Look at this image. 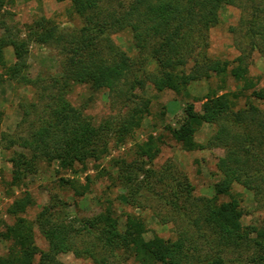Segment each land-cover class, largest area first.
Wrapping results in <instances>:
<instances>
[{
  "label": "trees",
  "instance_id": "obj_1",
  "mask_svg": "<svg viewBox=\"0 0 264 264\" xmlns=\"http://www.w3.org/2000/svg\"><path fill=\"white\" fill-rule=\"evenodd\" d=\"M56 1L71 3L83 21L80 29H64L42 17L27 26L24 39L15 33L0 37V66L6 68V77L20 87L32 89L35 95L24 109V117L35 112L28 130L24 134H3L0 139L6 149H18L12 158L15 186L36 174L42 163H58L62 170L74 171L76 166L98 161L108 153L109 141L115 146L123 144L140 128L148 109L149 102L135 92L146 83L159 92L170 90L187 98L193 84L224 75L242 84L241 95L253 87L245 76L247 69L242 67L248 59L246 52L231 70V63L208 53V35L221 23V8L246 0H131L120 10L105 7L107 0ZM247 1L252 3L246 29L248 47L264 56L263 2ZM4 4L13 5L14 0H0V30L6 28ZM122 31L131 34L138 50L136 57L129 56L112 40V35ZM33 42L59 47L63 56L60 76L30 75L27 59ZM8 47L13 48L16 60L6 67ZM75 85L106 90L113 99L119 96L124 115L96 123L68 101ZM251 95L264 99V90ZM203 124L215 126L207 144L195 141ZM169 131L186 151L214 146L224 149L225 156L217 167L228 201L218 203L217 197L189 201L192 189L186 180L168 170L153 169L163 141L152 138L138 144L133 162L116 160L115 165L127 188L128 204H140V198H158L182 219L174 239L154 235L146 240L148 230L141 217L128 214L122 227L110 208L93 218L73 219L59 196H52L32 223L19 216L32 205L31 198L25 196L7 209L14 222L0 231V240L12 246L7 254L0 255V264H33L37 255L38 264H64L58 256L67 253L95 264H225L223 253L229 250L250 252L248 264H264V217L257 226H244L241 219L245 210L232 194L239 184L254 194L256 203L264 201V112L253 104L233 112L228 95L211 92L206 97L203 116H198L194 104L188 103L178 127ZM60 181L69 185L76 196L89 189L88 184ZM35 226L48 244L46 250H40L35 243Z\"/></svg>",
  "mask_w": 264,
  "mask_h": 264
},
{
  "label": "rangeland",
  "instance_id": "obj_2",
  "mask_svg": "<svg viewBox=\"0 0 264 264\" xmlns=\"http://www.w3.org/2000/svg\"><path fill=\"white\" fill-rule=\"evenodd\" d=\"M130 1L107 0L105 7L120 10L128 6ZM262 2L264 10V0ZM239 4L221 8V23L208 35V53L215 59L231 63L229 69L239 64L237 60L244 52L248 54V59L242 67L247 69L245 76L253 87L246 91L245 95L239 94L242 84H237L230 75L193 84L189 88L188 98L177 96L170 90L159 92L150 83H146L139 86L135 92L149 102L148 109L143 113L140 128L135 130L123 144L115 146L113 142L111 143L112 140L109 141L108 153L98 161L91 160L84 166H76L74 171L62 170L58 163L50 165L42 163L36 174L25 178L24 182L17 186L12 184V158L18 149L8 150L6 144L0 142V231L4 230L6 224L10 225L14 222L7 209L15 200L25 196L31 198L32 205L19 216L35 223L37 215L44 206L50 204L52 196H59L65 202L73 219L93 218L110 208L122 227L128 214L141 217L148 230L144 235L146 240L152 239L154 235L164 239H174L178 230H181L182 219L172 209L165 207L158 198L147 200L140 198V204H128L127 188L119 179L115 165L116 160L133 162L134 150L138 144L147 143L152 138H161L163 141L161 151L152 163L153 169L157 172L168 170L169 174H176L180 179L186 180L192 189L189 201L214 197L218 198V203L228 201L229 197L220 185L222 174L217 167L219 159L225 156L224 149L214 146L186 151L171 138L169 128L178 127L188 103L194 104L198 116H203L206 97L211 92L218 96L228 95L233 112L246 110L248 104H253L264 112V99H257L251 95L253 91L264 90V56L260 52L249 50L246 37L252 3L246 0ZM2 12L6 28L0 30V37L15 33L24 39L27 26L42 17L64 29L77 30L83 26L82 19L74 12L70 2L14 0L13 5L4 4ZM112 40L129 56H137L138 50L129 32L116 33L112 35ZM15 60L13 48L8 47L5 50L6 67L12 66ZM62 60L59 47L35 42L30 44L27 62L32 77L60 76ZM5 69L0 66V74H3L0 78V139L3 134H24L35 119V112L29 117H24V109L35 99L34 91L10 81L5 75ZM118 97L113 99L106 90L95 91L87 85H75L67 99L74 107L84 110L86 115L99 124L111 116L124 115L122 99ZM41 107L40 105L39 109ZM214 133L215 126L203 124L195 134V141L199 144H207ZM62 179H69L81 186L88 184L89 189L83 195L76 196L69 185L61 184ZM156 191H160L157 186ZM232 194L239 198L245 210V215L241 219L242 224L259 225L264 217V201L261 204L256 203L254 194L239 184L234 186ZM184 200L183 196L181 202H186ZM34 239L40 250L48 248L46 240L36 226ZM11 246V242L0 240V255L7 254ZM250 254L246 251L229 250L223 253V257L225 264H248ZM58 259L64 264H95L90 259L76 258L70 253L61 254ZM38 262L39 255L35 257L33 264Z\"/></svg>",
  "mask_w": 264,
  "mask_h": 264
}]
</instances>
